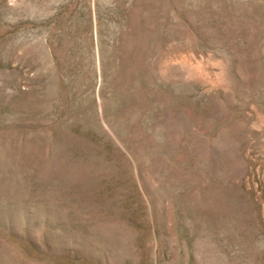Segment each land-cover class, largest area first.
I'll list each match as a JSON object with an SVG mask.
<instances>
[{
  "label": "rangeland",
  "instance_id": "rangeland-1",
  "mask_svg": "<svg viewBox=\"0 0 264 264\" xmlns=\"http://www.w3.org/2000/svg\"><path fill=\"white\" fill-rule=\"evenodd\" d=\"M0 264H264V0H0Z\"/></svg>",
  "mask_w": 264,
  "mask_h": 264
}]
</instances>
